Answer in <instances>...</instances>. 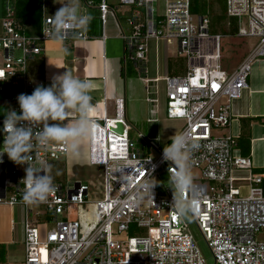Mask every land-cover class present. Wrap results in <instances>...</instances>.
Returning a JSON list of instances; mask_svg holds the SVG:
<instances>
[{"label":"built area","instance_id":"2783aa9c","mask_svg":"<svg viewBox=\"0 0 264 264\" xmlns=\"http://www.w3.org/2000/svg\"><path fill=\"white\" fill-rule=\"evenodd\" d=\"M224 2L226 14L235 17L234 33L211 31L209 13L191 12V0H119V5L130 13L125 20L127 31L117 23L118 37L125 45V59L145 84L146 100L154 106L152 111H157L156 83L161 80L165 117L182 119L184 124L177 133L183 132L190 141L201 145L190 159V166L199 169L200 178L191 180L185 199L195 204V210L188 214L210 249L214 264H264V166L261 174H253L256 168L249 156L240 155L236 147L238 132H219L231 123L230 102L240 98L247 88L252 63L264 60V0ZM86 4L98 9L104 40L107 18L115 16V12L106 0H88ZM4 11L0 19V92L6 95L8 108L19 114L16 97L31 94L36 86H41L39 80L28 76L27 67L43 52L51 18L42 19L38 33L27 34L14 20L8 2ZM242 16L246 17L245 29L241 27ZM233 35L247 39L248 45L240 50L234 67L226 69L218 60V70L212 68L210 61L201 57L202 40ZM68 38L89 36L77 29L74 35L65 37ZM159 40L176 42L177 53L186 58L187 68L182 75L148 76L149 42ZM90 118L93 129L87 137L89 162L102 167L104 184L103 197L94 204V223L84 229L71 215L86 204L87 185H53L45 201L32 203L44 207L42 212H34L31 204L21 199L27 165H17L6 155L2 157L0 205L20 204L25 210L24 264H156L149 252L158 264H206L172 205V190L167 182L160 183L161 174H166L168 180L174 165L162 160L163 147L158 145L157 137L138 132L137 143L129 137L132 127L124 118L122 97L114 99L112 117L101 113ZM2 122L0 118V127ZM148 122L154 123L156 118ZM118 123L121 132L116 130ZM66 152L63 143H51L47 149L35 148L31 156L46 165L48 160H60ZM118 164L132 168L114 171ZM240 170L247 175L234 176ZM122 174H130V182ZM149 177L156 181L153 201L138 190V185ZM236 181L246 185H236ZM113 226L116 233L136 230L137 234L115 239Z\"/></svg>","mask_w":264,"mask_h":264},{"label":"clouds","instance_id":"9594fccd","mask_svg":"<svg viewBox=\"0 0 264 264\" xmlns=\"http://www.w3.org/2000/svg\"><path fill=\"white\" fill-rule=\"evenodd\" d=\"M62 6L50 16L49 35L53 43L60 45L59 51L67 53L63 45L65 37L75 34L90 22L91 17L79 11L77 0H65ZM90 84L70 72L52 77L50 86H36L31 94H19L16 97L19 114L16 110L0 109L3 115L0 135V163L3 155L17 165H27L24 168V191L21 199L25 204L45 201L53 191L52 177L46 170V165L31 156L35 148L47 149L51 143H63L74 157L80 155L81 142L88 137L93 129L90 113L93 109L89 94ZM74 113L75 115H70ZM54 123H49V122ZM39 129V130H35ZM198 142L190 141L183 133H174L162 150V160L174 165L170 172L167 185L172 190L173 203L176 212L185 216L195 210V204L185 199V192L191 184L190 159L192 153L199 150ZM130 165H117L114 171L122 170ZM132 168V167H131ZM43 172V175L40 173ZM128 175H123L127 182ZM156 181L146 178L138 185L139 193L153 201V189ZM150 254L158 264L155 256Z\"/></svg>","mask_w":264,"mask_h":264},{"label":"crops","instance_id":"0c3cea01","mask_svg":"<svg viewBox=\"0 0 264 264\" xmlns=\"http://www.w3.org/2000/svg\"><path fill=\"white\" fill-rule=\"evenodd\" d=\"M3 1H5V4L8 2L12 6L14 0ZM86 1L88 0H77V3L79 5L80 13L95 16V22L92 21V24L94 25L91 27L92 31L88 30L87 26L80 29L85 31L89 38L64 39L63 45L68 49L67 53L59 51L60 45L53 43L50 39L46 40L43 43V52L34 57L28 63V76L39 80L41 82V86L46 87L50 86L53 76L60 75L65 71H68L74 77L83 79L90 84L89 94L92 98L91 102L93 104L90 116L105 113L106 116L112 117L114 114V99L116 97H122L124 101L125 118L126 102L128 104V101L131 99V85H129V81L131 77H137V74L130 61L125 59V45L118 37L119 30L117 28V23L123 31H127L128 27L125 20L130 11L125 7L123 10H118L117 7H114L112 2L106 0L109 7L114 10L115 16H108L105 26L106 38L102 40V30L98 9L95 5L87 6ZM92 1L93 3H96L97 0ZM64 2L65 0H42L43 17L41 18V21L46 16H52ZM196 6H198V3ZM3 12L4 8L2 7L0 19L3 16ZM210 14L211 12H209V17L212 21ZM152 42L154 52V75L151 76L152 78L156 76L163 77L182 75L186 71L185 69L182 74H177L176 71L167 63V57L164 60V66H162L161 59L159 57L160 40L157 43L155 41ZM128 70L131 72V75L126 74V71ZM160 71L162 72L161 75L159 74ZM260 100H264V61L252 63L251 70L247 77V88L242 90L239 99L232 100L230 102V113L232 118L227 130L230 132V126L232 123H235L239 127L240 117H255L262 115L264 112L258 102ZM145 101L147 102L146 97ZM147 104H149V106L146 107L145 111H143L140 115L133 114L131 117H133V119L137 122L144 121V123L147 124L148 133L144 135L156 136L154 132L157 120L154 123L148 122V119L155 117L154 115L156 112L152 111L154 106L151 103L147 102ZM129 114L130 112L127 110V115ZM70 115L74 116L75 114L71 113ZM49 123L54 122L50 121ZM169 140L170 138L168 141ZM253 140H255V138H251V142ZM251 155L252 150H250L249 154L250 160H252ZM59 161H63V164L66 166V171L68 173L67 180L70 181L66 184L72 185L82 182L87 185L88 195L89 186L85 182L86 176L83 172H81V168L88 167L91 169L97 167L98 165H94L89 162L87 137L81 142L79 156L74 157L67 149L66 154L61 157ZM258 162L259 159L256 157V163ZM261 165L264 166L263 163L260 164V166ZM253 166L256 167V165ZM96 183L98 186L100 185V182L97 181ZM101 183L103 190V178ZM86 198L87 202L89 201L95 204V202L100 200L102 197H98L96 194H93L91 198L88 199V196ZM24 211L23 206L20 204L0 205V246L2 248L0 256L2 258H5V245H15L19 243V245H22L23 248ZM73 216L74 214L71 215V217L75 218ZM39 230L42 232L41 230H43V227L40 226Z\"/></svg>","mask_w":264,"mask_h":264},{"label":"rangeland","instance_id":"374dc122","mask_svg":"<svg viewBox=\"0 0 264 264\" xmlns=\"http://www.w3.org/2000/svg\"><path fill=\"white\" fill-rule=\"evenodd\" d=\"M112 2L114 7H117L118 10H123L124 7L119 5V0H108ZM5 1L0 0V17L2 12V7L5 9ZM198 3V14H208L211 12L210 16L212 17V28L214 32L221 33V34H228L229 30H236V23L235 18H230L225 15L224 9V0H197ZM80 11V10H79ZM5 11L2 13L4 16ZM242 23L241 27L243 29L246 28V17L242 16ZM153 42L150 41V51L147 61L148 67V76H153L154 73V52H153ZM248 45V40L244 38H238L233 36L230 37H223L219 38L218 40V47H219V55H220V64L223 65L226 69L234 67L239 52ZM148 55V54H147ZM159 57L161 59L162 66H164V60L167 57V63L170 64L172 69L176 71L177 74H182L186 69V58L185 56H181L177 53L176 42L172 41L171 43H165L164 41L160 40L159 42ZM257 61H264L262 58L258 59ZM257 61L253 63H257ZM159 74L161 75L162 72L160 71ZM130 86V94L131 99L126 102V117L125 120L131 125V129L128 131L129 137L137 143V132L146 134L148 133V126L144 123V121H135L131 115L136 114L140 115L143 111H145L146 107L149 106L145 101L146 97V90L145 84L143 81L138 77H131L129 81ZM157 92L155 94L157 98L156 103V128L154 134H156L158 139V145L164 147L168 142V139L174 135V133L178 132L180 128L183 126L184 121L182 119H167L164 114V106H165V97H164V83L162 81H158L156 83ZM4 93L0 92V99L6 105L5 110H8L7 104L4 102ZM151 96H153L151 94ZM239 99V98H238ZM236 100V99H235ZM245 102V101H244ZM262 111L264 112V100L258 101ZM127 110L130 112L127 115ZM135 116V115H134ZM234 119V118H233ZM240 128L235 124L232 123L230 126V133L237 134ZM227 129H219V132H226ZM241 131L243 135V139H245V143H248L249 150H252L251 161L252 165H256V169L253 170V174H261L262 168L260 164H264V113L262 115L257 116L252 122L245 120L242 123ZM251 138H255L251 142ZM154 156L155 154L151 152ZM256 157L259 159V162L256 163ZM59 160H48L46 163V170L48 174L52 177V184H62L65 187L67 182H70L68 179V173L66 171V166L63 164H59L57 162ZM262 162V163H261ZM81 172L84 173L86 176L85 182L89 186L88 190V199L96 194L98 197H103V190H102V178L103 172L102 167L97 166L94 168L82 167ZM190 173H191V180L197 181L200 178V171L198 168L190 166ZM22 173H18L21 175ZM88 174V177H87ZM247 175V172L244 170L236 171L234 176L236 177H244ZM102 177V178H101ZM100 182V185L96 182ZM167 182L166 174L162 173L160 177V183ZM236 185L245 186L246 182L244 181H236ZM242 190V189H241ZM244 191L242 190V194ZM30 208L33 209L34 212H42L44 207L37 204H31ZM74 210V208H73ZM78 219L80 226L82 229L86 228L90 224L94 223V204L92 202H87L81 207L75 209L74 216ZM43 220V218H40ZM182 222L186 225L185 232L189 233L201 256L204 258L206 264H214V259L210 249L208 248L202 234L198 230L197 226L195 225L194 221L190 217L189 214L185 216H181ZM50 225L47 226L49 228ZM113 233L112 236L115 239H123L126 236L136 235V230L125 232L116 233L115 226H113ZM0 264H24V250L22 245L19 243L15 245H5V258L0 259Z\"/></svg>","mask_w":264,"mask_h":264},{"label":"trees","instance_id":"16d2710c","mask_svg":"<svg viewBox=\"0 0 264 264\" xmlns=\"http://www.w3.org/2000/svg\"><path fill=\"white\" fill-rule=\"evenodd\" d=\"M197 0H191V12H197ZM13 8V17L17 24L20 25L21 30L27 34H36L40 28V21L43 17V10H42V0H14L12 4ZM225 9V7H224ZM45 15V14H44ZM91 20L87 24V29L92 31V23L95 22V16H90ZM93 21V22H92ZM214 25V23H212ZM211 25V27H212ZM94 26V25H93ZM214 32V29L212 28ZM230 32L234 33V31L229 30ZM169 64V63H168ZM170 66V64H169ZM130 69V68H129ZM126 74L131 75V72L128 70ZM6 105L0 99V109L5 110ZM0 118H4L3 115H0ZM257 116L255 117H240L239 118V128L238 135L236 137V147L238 148L239 154L242 156H249L250 150L248 148V143H245V139H243L241 126L245 120L252 122ZM59 164H63V161H57ZM64 165V164H63ZM1 246H0V255H1ZM2 257L0 256V259Z\"/></svg>","mask_w":264,"mask_h":264},{"label":"bare ground","instance_id":"6f19581e","mask_svg":"<svg viewBox=\"0 0 264 264\" xmlns=\"http://www.w3.org/2000/svg\"><path fill=\"white\" fill-rule=\"evenodd\" d=\"M225 15L230 18H235L233 16L227 15L226 12H225ZM218 40H219V37L218 38H214V37L206 38L202 40L200 44V48H199L201 57L205 56L210 61L212 68L215 66L214 68L216 70H218L217 69L218 64H219L218 60L220 58Z\"/></svg>","mask_w":264,"mask_h":264},{"label":"water","instance_id":"95a60500","mask_svg":"<svg viewBox=\"0 0 264 264\" xmlns=\"http://www.w3.org/2000/svg\"><path fill=\"white\" fill-rule=\"evenodd\" d=\"M116 130H117V132H121V126H120L119 123L117 124ZM76 185H77V184H76Z\"/></svg>","mask_w":264,"mask_h":264},{"label":"snow or ice","instance_id":"6c2138e0","mask_svg":"<svg viewBox=\"0 0 264 264\" xmlns=\"http://www.w3.org/2000/svg\"><path fill=\"white\" fill-rule=\"evenodd\" d=\"M212 88L215 90V88H216V85H215V84H213V85H212ZM181 91H184V89H181Z\"/></svg>","mask_w":264,"mask_h":264}]
</instances>
